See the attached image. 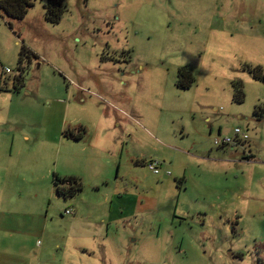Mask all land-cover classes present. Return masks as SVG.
<instances>
[{"label":"rangeland","instance_id":"374dc122","mask_svg":"<svg viewBox=\"0 0 264 264\" xmlns=\"http://www.w3.org/2000/svg\"><path fill=\"white\" fill-rule=\"evenodd\" d=\"M29 2L0 17V264H264V0H61L57 22ZM237 127L256 158L212 144Z\"/></svg>","mask_w":264,"mask_h":264},{"label":"trees","instance_id":"16d2710c","mask_svg":"<svg viewBox=\"0 0 264 264\" xmlns=\"http://www.w3.org/2000/svg\"><path fill=\"white\" fill-rule=\"evenodd\" d=\"M31 2L29 0H0V17L5 16L10 19L21 20L27 13L28 7H30ZM62 12L61 0H48L46 4V18L52 22H57L60 19ZM9 27L11 25L8 23ZM31 55L36 57L32 52H28L27 49L22 48L20 51L21 60L22 55ZM248 72L252 75L255 80L264 81V72L261 71L259 67L254 69H249ZM194 82V76L187 71L186 67L179 68L177 73L176 85L180 88L187 89L192 86ZM242 95L237 96L236 100H241ZM254 113H256L259 119L263 116V108L258 106L255 108ZM86 130L82 126L74 127L73 129H68L63 131V136L66 138L80 140L84 138ZM247 160L252 157H245ZM53 186L57 196L62 198H70L75 196L82 189V183L79 177L68 176L59 177L57 174L53 173L52 176Z\"/></svg>","mask_w":264,"mask_h":264},{"label":"crops","instance_id":"0c3cea01","mask_svg":"<svg viewBox=\"0 0 264 264\" xmlns=\"http://www.w3.org/2000/svg\"><path fill=\"white\" fill-rule=\"evenodd\" d=\"M207 120V119H206ZM112 125L109 124V123H106L103 124L102 126L99 127V130H103L105 133H107L108 131V127H111ZM142 129V132L150 139H155L156 141L158 140V138H156L154 136V134H152V132L146 128V127H141ZM80 140H83L81 142H84V147L85 148H91L92 150H95V151H98L100 152L101 154H104L106 151H111L112 150V145L114 144V141L111 140V142L113 144H111L110 142V139H107L104 138L102 140H97V139H80ZM245 147H246V150L249 154V156L253 157V158H256L255 156V152H258V150L256 148H254V145L249 141L245 143ZM236 148H241V147H236ZM108 149V150H107ZM230 149L233 150V147L231 146ZM235 149V148H234ZM243 150V149H242ZM242 157H244V154H243V151H242ZM244 159V158H242ZM57 174V173H55ZM59 177H68V176H75V177H78L79 175L77 173H70V174H57ZM78 175V176H77ZM53 183V181H52ZM11 184V183H10ZM74 197V196H73ZM71 198V197H70ZM69 209H72V211H74L73 208H69Z\"/></svg>","mask_w":264,"mask_h":264},{"label":"built area","instance_id":"2783aa9c","mask_svg":"<svg viewBox=\"0 0 264 264\" xmlns=\"http://www.w3.org/2000/svg\"><path fill=\"white\" fill-rule=\"evenodd\" d=\"M4 71L8 72L9 70L5 68ZM248 139L249 137L247 132L237 127L233 130L232 137L218 135L217 137L212 139V144L216 147H241L243 149L244 157H249V154L245 147V143L248 141ZM147 166L156 174L160 172V163L158 161H150L147 163ZM167 174H170V172L168 171ZM64 213L66 215L72 214V209H67Z\"/></svg>","mask_w":264,"mask_h":264},{"label":"flooded vegetation","instance_id":"af4514ba","mask_svg":"<svg viewBox=\"0 0 264 264\" xmlns=\"http://www.w3.org/2000/svg\"><path fill=\"white\" fill-rule=\"evenodd\" d=\"M108 50H110L111 54L113 55L111 57L113 62L115 61V62L126 63V64L129 62V60H128L130 58V55H129L130 51L129 50H123V49L119 50L117 48H110V47H108ZM182 67H186V66L184 65V66H181L179 68H182ZM179 68H178V70H179ZM187 71H188V68H187Z\"/></svg>","mask_w":264,"mask_h":264},{"label":"clouds","instance_id":"9594fccd","mask_svg":"<svg viewBox=\"0 0 264 264\" xmlns=\"http://www.w3.org/2000/svg\"><path fill=\"white\" fill-rule=\"evenodd\" d=\"M222 148V147H221ZM251 157V156H250ZM150 162V161H149Z\"/></svg>","mask_w":264,"mask_h":264}]
</instances>
